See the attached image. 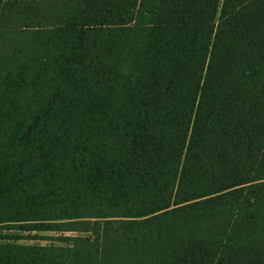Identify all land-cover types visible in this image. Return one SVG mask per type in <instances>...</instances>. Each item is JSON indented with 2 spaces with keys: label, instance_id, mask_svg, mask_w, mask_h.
<instances>
[{
  "label": "trees",
  "instance_id": "16d2710c",
  "mask_svg": "<svg viewBox=\"0 0 264 264\" xmlns=\"http://www.w3.org/2000/svg\"><path fill=\"white\" fill-rule=\"evenodd\" d=\"M0 227L72 233L0 264H264V0H0Z\"/></svg>",
  "mask_w": 264,
  "mask_h": 264
},
{
  "label": "rangeland",
  "instance_id": "374dc122",
  "mask_svg": "<svg viewBox=\"0 0 264 264\" xmlns=\"http://www.w3.org/2000/svg\"><path fill=\"white\" fill-rule=\"evenodd\" d=\"M0 235H18L22 237L19 240H1L0 243H11V244H19V245H41L48 246L51 244L54 245H62L59 238L62 236H70L72 233H56V232H27L22 231L17 228H1L0 227ZM37 236V238H33V236ZM29 237V238H28ZM32 238V239H31Z\"/></svg>",
  "mask_w": 264,
  "mask_h": 264
}]
</instances>
